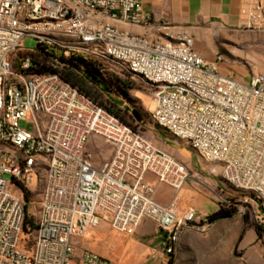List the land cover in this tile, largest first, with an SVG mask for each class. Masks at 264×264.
<instances>
[{
	"label": "built area",
	"instance_id": "built-area-1",
	"mask_svg": "<svg viewBox=\"0 0 264 264\" xmlns=\"http://www.w3.org/2000/svg\"><path fill=\"white\" fill-rule=\"evenodd\" d=\"M242 15V31L264 33V0ZM195 40L189 27L157 25L142 0H0V264H119L79 239L106 225L123 245L143 221L165 235L169 256L186 229L210 226L182 194L187 165L67 83L72 58L147 84L154 124L218 169L264 228V75H224L222 56L205 60ZM42 65L49 72L35 74ZM92 138L111 148L101 167Z\"/></svg>",
	"mask_w": 264,
	"mask_h": 264
},
{
	"label": "rangeland",
	"instance_id": "rangeland-1",
	"mask_svg": "<svg viewBox=\"0 0 264 264\" xmlns=\"http://www.w3.org/2000/svg\"><path fill=\"white\" fill-rule=\"evenodd\" d=\"M182 12V9L173 13L169 11H159L152 16L157 25L166 23L172 26L189 27L196 39V50L202 49L211 56V59H216L217 53L222 56L220 70L224 75L233 76L240 81H248L253 74L264 75V33L213 28L212 25L203 22H181L179 19L183 16ZM24 46L27 49L34 50L36 49V40L27 38ZM24 55L26 54L22 56ZM97 65L103 74V79L107 82L110 89L107 90L105 87L89 84L92 99H97L100 103H103L104 106L111 109L113 105H116L114 111L119 113L127 123L131 125L136 133L151 142L157 149L168 153L177 161L187 165L191 177V179L188 180V185L192 188H197L191 181L192 177L202 179L207 182L208 185H214V180H216L225 186L218 174L212 171L215 168L201 161L197 153L190 149L185 140L175 138L170 133L154 124L151 116L153 102L152 90L147 84L139 78L132 79L131 76L124 72L117 64L97 63ZM119 81L131 82V84H128L130 88L126 93L121 91L120 86H118ZM134 111H138L141 115V120L134 118ZM88 148L93 154V162L97 167L104 165L112 156L110 146L107 145L102 138H92ZM190 169L196 172H192ZM197 172L199 173L198 177L195 176ZM27 191L30 192L31 190L27 189ZM224 191L225 196L231 199V203L227 206L234 207L237 212L240 210L241 215L247 220L250 227L256 228L257 225L250 218L248 210L244 209L242 205H239L238 202L235 201H239L243 197V193L236 191L228 185L227 189ZM218 193V195H222L221 192ZM34 194L36 196V192L33 193L31 191V196ZM182 194L184 198L192 204L195 195L188 194L186 191ZM102 227H106V229L102 230ZM149 229H151L150 232H154L153 225H150L148 230ZM109 234L113 236L114 245L117 244L119 236L112 232L108 226L103 225L90 231L86 236L79 239V249H90L100 253V250L108 249V244L105 239ZM261 234H264V230H261ZM242 254L243 253H241V255ZM194 264H201V262H194ZM241 264H245L243 259H241Z\"/></svg>",
	"mask_w": 264,
	"mask_h": 264
},
{
	"label": "crops",
	"instance_id": "crops-1",
	"mask_svg": "<svg viewBox=\"0 0 264 264\" xmlns=\"http://www.w3.org/2000/svg\"><path fill=\"white\" fill-rule=\"evenodd\" d=\"M261 1L142 0V3L146 15L152 16L159 11L173 13L182 9L183 16L179 19L181 22H203L212 25L213 28L242 31L245 24L243 8ZM131 31L136 32L135 34L143 33L140 29H131ZM197 50L205 60H214L202 49ZM248 81L243 80V82ZM195 176L198 177L199 173H195ZM191 181L197 188L187 185L185 191L195 195L192 205L195 206L199 219L205 220L219 210L221 205L217 199L218 192L225 190V186L216 180L214 185H208L207 182L196 177H192ZM165 193L164 201L167 200L171 191L168 190ZM150 225L154 226V232H150L151 229L148 230ZM105 229L106 227H102V230ZM260 229L264 230V228ZM164 238L165 235L158 232L154 223L143 221L132 235L124 237L123 245L118 241L114 245L113 236L109 234L105 239L108 249H102L100 253H97L119 264H168L170 257L164 252ZM241 259L245 264H264V234L259 237L255 228L245 222L241 212H237L230 219L210 224L205 231L186 229L177 243L173 264H194V262L241 264Z\"/></svg>",
	"mask_w": 264,
	"mask_h": 264
},
{
	"label": "trees",
	"instance_id": "trees-1",
	"mask_svg": "<svg viewBox=\"0 0 264 264\" xmlns=\"http://www.w3.org/2000/svg\"><path fill=\"white\" fill-rule=\"evenodd\" d=\"M69 64H70V69L64 73V79L72 87L77 88L82 94L92 99L91 88L89 87V84H93L94 86L98 85L100 87H105L107 90L110 89L107 85V82L103 79V74L101 73V70L98 68L97 63L87 62L81 58H72L69 60ZM33 72L35 74L42 75L48 73L49 69L45 65H42L34 68ZM128 84H131V82L127 83V81L126 82L119 81L118 86H120L121 91L126 93L127 90L130 88ZM92 100L95 103H97L100 107L106 109L110 114L118 118L123 124L127 125L132 129L131 125H129L127 121L119 113L114 111L116 105H113L111 109L104 106L103 103H100L97 99H92ZM134 118L141 120V115L138 113V111H134ZM29 195H30L29 193H26L27 200ZM236 214H237V210L234 207L220 206L217 212L213 213L207 218V221L209 222V224H213L220 220L230 219ZM245 222L247 223L246 219ZM255 230L258 236L261 237V229L259 227H256ZM169 257L170 259L168 264H173L174 254H170Z\"/></svg>",
	"mask_w": 264,
	"mask_h": 264
},
{
	"label": "bare ground",
	"instance_id": "bare-ground-1",
	"mask_svg": "<svg viewBox=\"0 0 264 264\" xmlns=\"http://www.w3.org/2000/svg\"><path fill=\"white\" fill-rule=\"evenodd\" d=\"M152 109H153V105H152ZM214 172L217 173V174L219 173L218 169L214 170Z\"/></svg>",
	"mask_w": 264,
	"mask_h": 264
}]
</instances>
